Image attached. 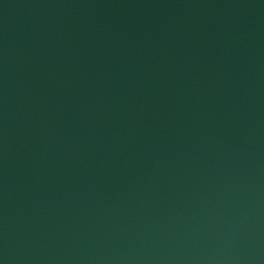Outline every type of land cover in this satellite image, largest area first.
<instances>
[{
    "label": "water",
    "instance_id": "obj_1",
    "mask_svg": "<svg viewBox=\"0 0 264 264\" xmlns=\"http://www.w3.org/2000/svg\"><path fill=\"white\" fill-rule=\"evenodd\" d=\"M0 264H264V0H0Z\"/></svg>",
    "mask_w": 264,
    "mask_h": 264
}]
</instances>
